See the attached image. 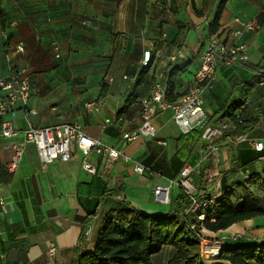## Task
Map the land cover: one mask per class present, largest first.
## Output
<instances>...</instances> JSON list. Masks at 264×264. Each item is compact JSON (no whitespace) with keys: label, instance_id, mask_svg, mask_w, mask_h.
Returning <instances> with one entry per match:
<instances>
[{"label":"crops","instance_id":"0c3cea01","mask_svg":"<svg viewBox=\"0 0 264 264\" xmlns=\"http://www.w3.org/2000/svg\"><path fill=\"white\" fill-rule=\"evenodd\" d=\"M219 3L0 0V76H9L13 67H26L32 80L29 108L37 111L29 116L16 110L7 120L19 130L75 123L89 137L120 152L110 163L105 154L83 156L73 144L69 162L44 165L35 146L27 145L18 169L10 173L6 165L14 158L17 139L0 140V198L5 202L0 206V264H77L81 255L95 251L108 213L121 203L148 215H167L170 204L156 201L153 191L177 181L187 164L200 169L192 176L197 192L210 195L221 192L223 178L230 187L245 183L246 175H264V149L258 152L249 142L231 144L229 139L240 134L227 117L234 110L244 126L242 135L264 143V80L244 91V85L264 76V0H229L213 33ZM236 18H257L261 28L233 38L232 32L240 29ZM212 34L229 46L245 45L249 59L217 69L204 96L205 126L186 136L170 109L159 110L153 121L156 139L126 142L124 134L142 125L140 100L150 97L156 85L166 93L173 86L179 98L193 85ZM19 45L23 52L17 51ZM146 51L152 52L149 68L142 65ZM131 79H136L134 85ZM89 102H95L98 111L88 112ZM208 127L222 135L213 142L204 140ZM213 147L219 148L217 160ZM84 160L96 168L95 175L82 168ZM246 162L248 172L242 168ZM135 164L150 172L135 173ZM174 187L170 199L178 194ZM252 190L264 208L262 191L258 186ZM210 236L227 247L261 243L264 216ZM52 245L57 248L54 257L49 254ZM174 255L175 249L166 246L150 264H168Z\"/></svg>","mask_w":264,"mask_h":264},{"label":"built area","instance_id":"2783aa9c","mask_svg":"<svg viewBox=\"0 0 264 264\" xmlns=\"http://www.w3.org/2000/svg\"><path fill=\"white\" fill-rule=\"evenodd\" d=\"M235 23L240 29L232 32L233 38H238L244 32H252L261 28L257 18L250 21H242L236 18ZM53 50L56 58H60V47L54 43ZM18 52H23V46L19 45ZM249 59L246 54L245 45L229 46L222 41L218 35L212 34L209 36L205 50L201 55V63L196 72L193 85L188 91L176 101L169 103L166 98V92L161 84L156 85L152 95L148 98L140 100L142 110V125L134 133H126L123 139L126 142H134L139 138L156 139L158 130L153 121L160 110L170 109L173 112V121L180 128L184 135H189L195 128L204 127L207 122V114L204 109L205 93L210 81L213 80L217 69L221 65L235 66L247 62ZM152 52L144 53L142 65L147 67L151 64ZM127 79V77H125ZM136 79H131V84L134 85ZM32 94V80L29 71L26 67H13L11 73L7 77L0 76V140L17 139L14 146V158L6 165L8 172H15L23 158L24 149L27 145H34L41 162L44 165L52 163L56 160L69 162L72 159V145L76 144L83 156L87 157L92 152L105 154L106 160L114 163L120 157V152L116 149L101 144L93 138L86 135L81 127L75 123H61L49 127L36 128L30 126L28 129L19 130L7 120V115L16 110H23L27 115L35 116L37 111L29 108V101ZM88 112L98 111L95 102H89L85 106ZM109 122V121H107ZM222 135V131L213 128H205L202 134L204 140L213 142L218 136ZM231 144H240L249 142L253 148L260 152L264 149V143L260 140H249L246 135H240L235 138H230ZM161 145H166L165 141L160 142ZM213 156L217 160L219 148H212ZM125 157V161H129ZM82 168L95 175L96 168L89 162L84 160ZM135 173L144 175L150 170L142 164L134 165ZM199 167L185 165L180 173L177 181H171L168 187L158 186L154 189V197L156 201L169 205L171 202L172 188L180 184L191 196L192 206L188 212L196 215V223L191 225L195 231H199L202 227V222L206 219V212L211 208V201L205 199L208 193L197 192L196 187L192 183L194 173H199ZM249 176L246 175L245 179ZM196 194V195H195ZM212 195V194H211ZM5 205L3 199L0 198V206ZM1 232V230H0ZM219 245L217 249H210L212 241L206 238H201V256L204 259L218 256L224 246L222 241L215 242ZM57 248L52 245L49 249L51 257L56 255Z\"/></svg>","mask_w":264,"mask_h":264},{"label":"trees","instance_id":"16d2710c","mask_svg":"<svg viewBox=\"0 0 264 264\" xmlns=\"http://www.w3.org/2000/svg\"><path fill=\"white\" fill-rule=\"evenodd\" d=\"M228 1L220 0L211 24L213 33L219 29ZM263 80L264 76L256 77L244 85V91L248 93ZM169 88L166 98L172 103L179 96L173 92V86ZM233 111L227 117L236 132L242 135L243 123L233 116ZM249 166L250 163L246 162L242 168L248 172ZM245 180V183L237 182L229 187L228 178H223L221 192L217 195L207 194L205 199L210 200L212 205L199 231L191 228L196 223V215L188 212L192 206V196L180 184H177L178 194L171 199V209L165 216L148 215L125 202L121 203L108 213L99 232L95 251L81 255L77 264H150L152 258L166 246L175 249V255L168 264H264V241L252 245L238 242L232 247L224 243L218 256L209 259L201 256V238L215 240L211 234L224 232L236 224L264 216V208L252 190V186H258L264 196V175L256 178L252 174ZM85 233L86 228L82 236Z\"/></svg>","mask_w":264,"mask_h":264},{"label":"rangeland","instance_id":"374dc122","mask_svg":"<svg viewBox=\"0 0 264 264\" xmlns=\"http://www.w3.org/2000/svg\"><path fill=\"white\" fill-rule=\"evenodd\" d=\"M217 159H218V157H217ZM216 163H217V161H216ZM177 190H178V185H176V186L174 187V193H175ZM197 193H198V192H196V194H197ZM210 193H212V192H210ZM217 193H219V192L217 191ZM217 193H215V194H217ZM196 194H195V195H196ZM210 241H212V244H211V246L208 247V250L219 248V245H218L217 243H215V242H218V241H216V240H210Z\"/></svg>","mask_w":264,"mask_h":264}]
</instances>
